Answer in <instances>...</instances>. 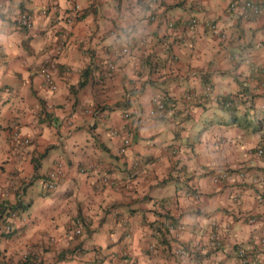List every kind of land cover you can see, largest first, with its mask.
Instances as JSON below:
<instances>
[{
	"label": "crops",
	"instance_id": "crops-1",
	"mask_svg": "<svg viewBox=\"0 0 264 264\" xmlns=\"http://www.w3.org/2000/svg\"><path fill=\"white\" fill-rule=\"evenodd\" d=\"M228 2L0 0V264H264V13Z\"/></svg>",
	"mask_w": 264,
	"mask_h": 264
},
{
	"label": "built area",
	"instance_id": "built-area-1",
	"mask_svg": "<svg viewBox=\"0 0 264 264\" xmlns=\"http://www.w3.org/2000/svg\"><path fill=\"white\" fill-rule=\"evenodd\" d=\"M152 1V0H151ZM228 7L230 9H233L235 11H238L243 16L248 15H258L264 13V0H229ZM39 12L43 13V9H39ZM16 21L18 25L22 26H30L32 22L31 14H29L27 11H21L16 16ZM194 22V18L190 17L187 22H185V25L189 28H192ZM172 21L169 20L167 24L169 26L172 25ZM213 27V25H211ZM214 29V27H213ZM128 43L125 44L122 47V51H127ZM114 65L112 63H108V69H113ZM56 68V60L53 55H48L47 57H44L42 61L37 66V73L42 77V80L44 84L49 88L50 90L55 89V81H54V70ZM260 73L264 75V63L260 66ZM113 133H117V131L112 130ZM121 143L118 148L119 153H123L126 146L130 143V137L128 135H121L120 139ZM30 143V136L26 134L20 133L16 127H14L11 130V145L16 150L19 151L23 146ZM254 153L256 155L264 154V142H261L257 144L254 148ZM129 168L131 170V173L138 174L140 172H143V168L139 165L138 160L135 158L131 159ZM63 174L62 170V164L59 161H56L53 166L45 173L44 177L42 178V185L46 189H53L57 182L61 179ZM242 174V173H239ZM224 177H228L229 174H222ZM217 176L215 177V179ZM254 180L258 181L259 188H260V194L258 195V198L261 200H264V174H261L257 178H254ZM2 206L4 207V210H8L7 203H3ZM10 210H8L9 212ZM13 214V212L11 213ZM74 227L73 232L78 233L80 231V224L81 219L75 218L74 219ZM6 229V228H5ZM237 254L239 257H244L245 251L243 248H238Z\"/></svg>",
	"mask_w": 264,
	"mask_h": 264
},
{
	"label": "trees",
	"instance_id": "trees-1",
	"mask_svg": "<svg viewBox=\"0 0 264 264\" xmlns=\"http://www.w3.org/2000/svg\"><path fill=\"white\" fill-rule=\"evenodd\" d=\"M141 1L142 0H137V2H139L140 4H141ZM21 11H25V10H21ZM15 23L17 24L16 18H15ZM18 26H22V25H18ZM23 27H27V26H23ZM80 84H82V81L78 82V85H80ZM158 101L161 102L160 99ZM218 103L221 105V107H223L225 109H229L232 106V104H233V100L228 95H222V96L219 97ZM18 206H21V204L19 202L17 204L8 205L7 208H8V210H10V209L16 208ZM0 210H4V207L1 206ZM8 210H7V212H8ZM77 217L80 218L79 216H77ZM77 217H75V218H77ZM166 217H169V216H166ZM169 218H171V217H169ZM158 224L159 225L154 227L155 230L163 231V230L167 229V225L164 224L163 222H160ZM29 263L33 264L32 261L30 259H28V255H25L24 258L21 260L20 264H29Z\"/></svg>",
	"mask_w": 264,
	"mask_h": 264
},
{
	"label": "clouds",
	"instance_id": "clouds-1",
	"mask_svg": "<svg viewBox=\"0 0 264 264\" xmlns=\"http://www.w3.org/2000/svg\"><path fill=\"white\" fill-rule=\"evenodd\" d=\"M135 11H139V9H136ZM139 31H141V30H140V29H138L137 33H134V35H135V34H138V33H139Z\"/></svg>",
	"mask_w": 264,
	"mask_h": 264
}]
</instances>
